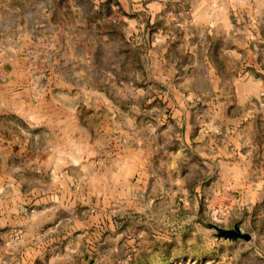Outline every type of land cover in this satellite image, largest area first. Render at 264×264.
Segmentation results:
<instances>
[{
    "label": "rangeland",
    "instance_id": "rangeland-1",
    "mask_svg": "<svg viewBox=\"0 0 264 264\" xmlns=\"http://www.w3.org/2000/svg\"><path fill=\"white\" fill-rule=\"evenodd\" d=\"M0 264H264V0H0Z\"/></svg>",
    "mask_w": 264,
    "mask_h": 264
},
{
    "label": "water",
    "instance_id": "water-1",
    "mask_svg": "<svg viewBox=\"0 0 264 264\" xmlns=\"http://www.w3.org/2000/svg\"><path fill=\"white\" fill-rule=\"evenodd\" d=\"M248 236V235H247Z\"/></svg>",
    "mask_w": 264,
    "mask_h": 264
}]
</instances>
